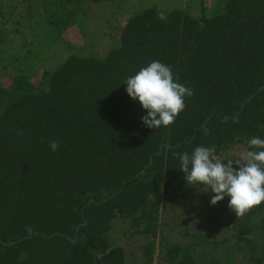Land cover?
Wrapping results in <instances>:
<instances>
[{"label": "trees", "instance_id": "obj_1", "mask_svg": "<svg viewBox=\"0 0 264 264\" xmlns=\"http://www.w3.org/2000/svg\"><path fill=\"white\" fill-rule=\"evenodd\" d=\"M48 1L28 9H45L55 38L88 0ZM218 1L212 13H117L124 22L106 50L0 77V264H127L119 222L145 240L143 264H264V202L242 218L229 197L212 205L215 193L188 185L175 155L215 145L223 162L245 163L226 156L264 139V0ZM153 60L194 91L175 123L156 130L123 84Z\"/></svg>", "mask_w": 264, "mask_h": 264}, {"label": "rangeland", "instance_id": "obj_2", "mask_svg": "<svg viewBox=\"0 0 264 264\" xmlns=\"http://www.w3.org/2000/svg\"><path fill=\"white\" fill-rule=\"evenodd\" d=\"M53 1H48L50 8ZM33 2L34 0H0V77L7 75L15 78L23 72L31 75L41 70H54L70 53L91 55L106 50L112 45L113 38L124 22L120 15H115L117 13L129 14L134 8L141 6H156L167 10L176 5H187L194 13L199 12L201 7L206 13H212L219 1L204 0V5L201 6L200 0H88L73 18L66 16L63 21L64 30H53L55 38L49 35V22L41 23L39 14L45 12V9L33 5L31 8L34 11H29L28 7ZM70 25L75 26L72 32L66 30ZM17 27L23 35L17 33ZM227 155V158L243 157L246 156V151L239 146ZM182 213L179 209L168 213L171 218L166 222L171 221L172 217L179 218ZM174 229L169 230L172 232L171 239L181 240L182 235L177 234ZM115 230L114 238L127 250V264H143L140 250L145 240L140 237L131 238L128 223L119 222Z\"/></svg>", "mask_w": 264, "mask_h": 264}, {"label": "clouds", "instance_id": "obj_3", "mask_svg": "<svg viewBox=\"0 0 264 264\" xmlns=\"http://www.w3.org/2000/svg\"><path fill=\"white\" fill-rule=\"evenodd\" d=\"M172 67L153 60L123 84L133 101H139L146 115L141 123L150 129H159L175 123L187 107L186 99L194 95L191 87L178 82ZM52 152L59 149L58 141H50ZM250 150L246 162L228 160L223 162L217 155L215 145L198 146L191 154L175 153L180 161V170L185 173L188 185H203L205 191L215 193L210 203L216 205L229 197L228 207L237 217H243L255 206L264 202V139L248 140Z\"/></svg>", "mask_w": 264, "mask_h": 264}, {"label": "water", "instance_id": "obj_4", "mask_svg": "<svg viewBox=\"0 0 264 264\" xmlns=\"http://www.w3.org/2000/svg\"><path fill=\"white\" fill-rule=\"evenodd\" d=\"M29 234L32 235L34 233L33 229H29Z\"/></svg>", "mask_w": 264, "mask_h": 264}]
</instances>
